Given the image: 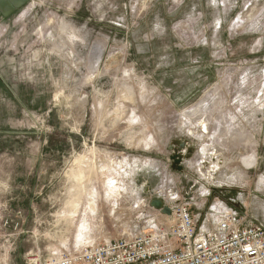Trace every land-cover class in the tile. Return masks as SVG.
<instances>
[{"label":"rangeland","instance_id":"rangeland-1","mask_svg":"<svg viewBox=\"0 0 264 264\" xmlns=\"http://www.w3.org/2000/svg\"><path fill=\"white\" fill-rule=\"evenodd\" d=\"M261 178L264 0H25L0 21V264L143 231L169 195L264 226Z\"/></svg>","mask_w":264,"mask_h":264},{"label":"built area","instance_id":"built-area-1","mask_svg":"<svg viewBox=\"0 0 264 264\" xmlns=\"http://www.w3.org/2000/svg\"><path fill=\"white\" fill-rule=\"evenodd\" d=\"M143 231L94 243L79 250L42 256L27 264H264V226L246 214L216 204L200 220L188 202L169 195Z\"/></svg>","mask_w":264,"mask_h":264},{"label":"bare ground","instance_id":"bare-ground-1","mask_svg":"<svg viewBox=\"0 0 264 264\" xmlns=\"http://www.w3.org/2000/svg\"><path fill=\"white\" fill-rule=\"evenodd\" d=\"M201 126L203 127V128H205V123H203V121L201 122ZM108 181H107V183H106V185L108 186V185H111V186H114L113 185V180H111V178H108L107 179ZM261 183H263L264 182V178H261L260 180H259ZM109 187V186H108ZM117 188L118 187H114V188H112L111 189V191L112 192H115L116 190H117ZM85 216H86V214H85ZM82 217V216H81ZM81 222H80V225H79V229H80V231H81V234H80V236L78 237V241L80 242V244H89V243H93L92 241V238L91 237H87V232L85 231V230H87L88 229V227H89V219L88 218H85V217H83V218H81V220H80Z\"/></svg>","mask_w":264,"mask_h":264},{"label":"crops","instance_id":"crops-1","mask_svg":"<svg viewBox=\"0 0 264 264\" xmlns=\"http://www.w3.org/2000/svg\"><path fill=\"white\" fill-rule=\"evenodd\" d=\"M25 0H0V21L20 10Z\"/></svg>","mask_w":264,"mask_h":264},{"label":"water","instance_id":"water-1","mask_svg":"<svg viewBox=\"0 0 264 264\" xmlns=\"http://www.w3.org/2000/svg\"><path fill=\"white\" fill-rule=\"evenodd\" d=\"M150 206L154 207L155 209H161L163 214H170V209L166 206H163V201L161 199H153L150 201Z\"/></svg>","mask_w":264,"mask_h":264}]
</instances>
